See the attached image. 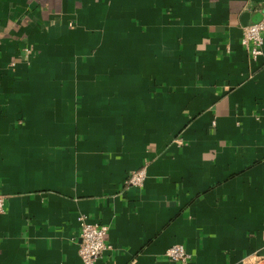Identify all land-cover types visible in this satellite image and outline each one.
<instances>
[{
	"label": "crops",
	"instance_id": "obj_1",
	"mask_svg": "<svg viewBox=\"0 0 264 264\" xmlns=\"http://www.w3.org/2000/svg\"><path fill=\"white\" fill-rule=\"evenodd\" d=\"M263 13L0 0V264H85L80 218L108 227L94 264L264 260V46L241 44Z\"/></svg>",
	"mask_w": 264,
	"mask_h": 264
},
{
	"label": "built area",
	"instance_id": "obj_2",
	"mask_svg": "<svg viewBox=\"0 0 264 264\" xmlns=\"http://www.w3.org/2000/svg\"><path fill=\"white\" fill-rule=\"evenodd\" d=\"M241 44L249 52L252 60L257 61L261 58L264 46V13L259 22L243 27ZM145 179L146 171L142 169L129 176L128 184L140 187ZM5 205L6 196L0 190V213H4ZM79 221L81 222L80 256L85 264H94L110 248L106 243L108 227L89 223L84 218H80ZM166 257L172 262L181 264H188L192 258L191 254L181 245L169 248ZM263 262L264 260H257L256 264Z\"/></svg>",
	"mask_w": 264,
	"mask_h": 264
}]
</instances>
